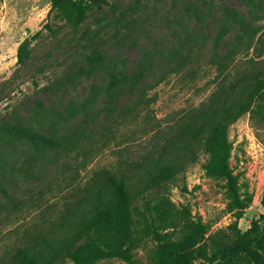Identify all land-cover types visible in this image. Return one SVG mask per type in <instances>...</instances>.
<instances>
[{"label":"rangeland","instance_id":"1","mask_svg":"<svg viewBox=\"0 0 264 264\" xmlns=\"http://www.w3.org/2000/svg\"><path fill=\"white\" fill-rule=\"evenodd\" d=\"M87 1V17L76 24L50 14L52 0H0V162L6 189L0 186V264H12L17 250L37 238L75 229L102 170L137 182L142 163L182 154L180 127L190 114L221 83L223 100L236 101L251 74L264 71V0ZM225 25L230 33L218 47ZM42 28L29 58L20 62L21 43ZM95 53L103 58L91 61ZM113 71L144 74L137 85L113 93ZM9 125L55 136L62 145L39 149L11 137ZM229 135L231 167L253 193L243 216L228 211L224 181L207 175L209 153L200 145L195 154L185 152V165L165 187L136 194V264H156L146 201L158 194L178 214L188 207L210 225L208 235L236 220L246 230L264 213V120L244 113ZM56 264L75 263L63 258ZM97 264L129 263L112 257Z\"/></svg>","mask_w":264,"mask_h":264},{"label":"trees","instance_id":"2","mask_svg":"<svg viewBox=\"0 0 264 264\" xmlns=\"http://www.w3.org/2000/svg\"><path fill=\"white\" fill-rule=\"evenodd\" d=\"M100 3L104 0H92ZM90 3L87 0H52L50 14L82 23L88 14ZM229 15L235 17L229 9ZM45 27L53 29L51 23ZM44 28L32 37L26 38L19 47V61L25 62L31 54V43ZM230 26L225 25L219 33L217 46L226 40ZM101 53L90 55L91 61L102 59ZM221 69L222 61L215 62ZM140 75H130L125 71H113L109 89L114 93L126 84L137 85ZM221 83L212 95L204 101L181 124L183 153L175 151L173 158L165 161L157 159L142 163L141 179L134 182L130 176L104 169L102 182L93 192L90 206L76 219V228L42 240L17 250L12 264H56L58 260L70 258L75 264H97L99 261L118 257L129 264H136L134 250L138 246L135 232L134 200L138 192L154 190L158 192L174 180L179 167L185 165L182 156L185 152L196 153L200 145L209 153L205 163L207 175L224 181L227 193V209L241 218L253 201V193L241 175L235 173L230 161L234 144L230 139L229 128L244 113L264 120V71L251 74L245 93L234 102L223 100ZM9 135L26 141L39 149L62 145L55 136L37 132L24 125H9ZM181 159L183 161H181ZM184 164V165H183ZM3 165L0 162V186L6 190L3 181ZM151 197H154L151 196ZM165 194H158L146 201L150 213L149 228L157 241L156 264H194L198 259L210 263L224 264H264V213L253 220L251 226L243 230L238 220L228 228L209 233L210 225L196 218L185 207L178 214L168 205ZM264 204V197H263Z\"/></svg>","mask_w":264,"mask_h":264}]
</instances>
